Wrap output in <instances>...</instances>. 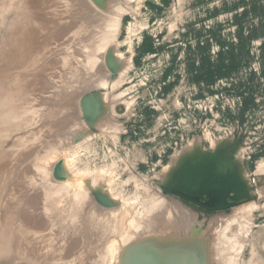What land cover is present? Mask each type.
I'll use <instances>...</instances> for the list:
<instances>
[{
  "label": "rangeland",
  "instance_id": "rangeland-1",
  "mask_svg": "<svg viewBox=\"0 0 264 264\" xmlns=\"http://www.w3.org/2000/svg\"><path fill=\"white\" fill-rule=\"evenodd\" d=\"M197 153L250 201L167 191ZM0 264H264V0H0Z\"/></svg>",
  "mask_w": 264,
  "mask_h": 264
},
{
  "label": "water",
  "instance_id": "water-1",
  "mask_svg": "<svg viewBox=\"0 0 264 264\" xmlns=\"http://www.w3.org/2000/svg\"><path fill=\"white\" fill-rule=\"evenodd\" d=\"M63 161L54 167L57 180H65ZM173 196L207 212H221L250 201L248 185L234 161L215 154L197 153L177 164L165 186Z\"/></svg>",
  "mask_w": 264,
  "mask_h": 264
},
{
  "label": "bare ground",
  "instance_id": "bare-ground-1",
  "mask_svg": "<svg viewBox=\"0 0 264 264\" xmlns=\"http://www.w3.org/2000/svg\"><path fill=\"white\" fill-rule=\"evenodd\" d=\"M11 18V17H10ZM110 20V19H109ZM11 21V20H10ZM9 22V21H8ZM12 22V21H11ZM14 22V21H13ZM10 24V22H9ZM29 27V26H28ZM28 29V28H27ZM25 32V31H24ZM31 38V36H30ZM22 47V46H21ZM92 59V58H91ZM6 108V107H5ZM179 163V162H178ZM235 163V162H234ZM64 174H67V172L65 171V169L63 168V165H62V170H61ZM68 175V174H67ZM133 226V225H132Z\"/></svg>",
  "mask_w": 264,
  "mask_h": 264
},
{
  "label": "trees",
  "instance_id": "trees-1",
  "mask_svg": "<svg viewBox=\"0 0 264 264\" xmlns=\"http://www.w3.org/2000/svg\"><path fill=\"white\" fill-rule=\"evenodd\" d=\"M189 204V203H188ZM192 206H194V205H192Z\"/></svg>",
  "mask_w": 264,
  "mask_h": 264
}]
</instances>
